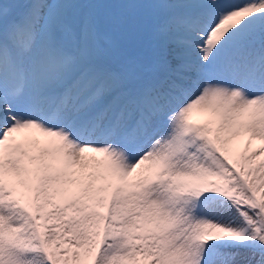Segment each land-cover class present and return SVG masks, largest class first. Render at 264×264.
<instances>
[{
	"label": "snow or ice",
	"instance_id": "obj_1",
	"mask_svg": "<svg viewBox=\"0 0 264 264\" xmlns=\"http://www.w3.org/2000/svg\"><path fill=\"white\" fill-rule=\"evenodd\" d=\"M0 264H264V0H0Z\"/></svg>",
	"mask_w": 264,
	"mask_h": 264
},
{
	"label": "bare ground",
	"instance_id": "obj_2",
	"mask_svg": "<svg viewBox=\"0 0 264 264\" xmlns=\"http://www.w3.org/2000/svg\"><path fill=\"white\" fill-rule=\"evenodd\" d=\"M112 11H119L114 9H104L103 12H112ZM158 19L157 14L151 13V14H141L137 17L136 23L139 25V27L142 30V35L144 39H147L150 35L152 26L156 23ZM150 24V26H148Z\"/></svg>",
	"mask_w": 264,
	"mask_h": 264
},
{
	"label": "rangeland",
	"instance_id": "obj_3",
	"mask_svg": "<svg viewBox=\"0 0 264 264\" xmlns=\"http://www.w3.org/2000/svg\"><path fill=\"white\" fill-rule=\"evenodd\" d=\"M100 11H101V12H103V11H104V9H101ZM148 26H150V24H148ZM257 258H258V257H257Z\"/></svg>",
	"mask_w": 264,
	"mask_h": 264
}]
</instances>
